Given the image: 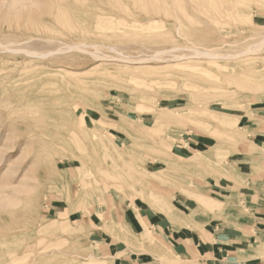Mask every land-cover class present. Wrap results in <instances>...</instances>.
Listing matches in <instances>:
<instances>
[{"label":"rangeland","instance_id":"1","mask_svg":"<svg viewBox=\"0 0 264 264\" xmlns=\"http://www.w3.org/2000/svg\"><path fill=\"white\" fill-rule=\"evenodd\" d=\"M262 40L264 0H0V264H184L148 218L247 209Z\"/></svg>","mask_w":264,"mask_h":264},{"label":"crops","instance_id":"2","mask_svg":"<svg viewBox=\"0 0 264 264\" xmlns=\"http://www.w3.org/2000/svg\"><path fill=\"white\" fill-rule=\"evenodd\" d=\"M259 117H264V112ZM248 129L250 141L257 143L263 154L264 122ZM239 162L244 163L241 170L247 175L248 185L240 193L246 210L227 211L224 219L214 221L209 213L199 210L195 199L176 192L174 218L168 211L148 218L163 241H174V251L184 264H264V156H243ZM183 216L185 222L179 220ZM123 222L133 229L140 225L129 213L123 214ZM130 261L135 259L131 256Z\"/></svg>","mask_w":264,"mask_h":264},{"label":"bare ground","instance_id":"3","mask_svg":"<svg viewBox=\"0 0 264 264\" xmlns=\"http://www.w3.org/2000/svg\"><path fill=\"white\" fill-rule=\"evenodd\" d=\"M262 43H264V40H262L259 44H262ZM255 44H257V43H255ZM2 44L0 43V46H1ZM5 50H7V51H10V52H13V53H17V52H19L20 50L19 49H15V48H10V47H8L7 45H4V46H2ZM253 47H255V48H248V50L247 51H243L241 54H239V55H243L245 52H248V51H255L257 48H256V45H254ZM260 48V47H259ZM258 48V49H259ZM0 51H3L2 49H0ZM195 53H193L194 54V56H191L192 58L193 57H197V56H205V57H209V59H217V58H224V59H228V60H232V59H235V58H237V57H239L238 55L236 56V55H227V56H220V55H215V54H211V53H209V52H204V51H200V50H197V49H195V51H194ZM23 53L25 54V55H28V56H37V55H39L38 53H36V52H34V51H31V50H29V49H25V50H23ZM42 55H45V54H42ZM195 55H197V56H195ZM238 59V58H237ZM199 60V59H198ZM201 203V202H200ZM205 204H207V203H205ZM204 204V205H205ZM174 218V217H173ZM180 221H182V222H185V220L183 219V218H181L180 219ZM121 226H124V228L126 227L127 229H128V227H130V226H127V224H123V225H121ZM16 252V251H15ZM17 253V252H16ZM106 256V255H105ZM89 257H91V258H96V255L95 254H93V252L89 255ZM95 261V260H94ZM95 262H97V261H95ZM25 263H28V261L27 262H25ZM24 263V264H25Z\"/></svg>","mask_w":264,"mask_h":264}]
</instances>
